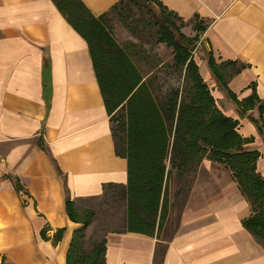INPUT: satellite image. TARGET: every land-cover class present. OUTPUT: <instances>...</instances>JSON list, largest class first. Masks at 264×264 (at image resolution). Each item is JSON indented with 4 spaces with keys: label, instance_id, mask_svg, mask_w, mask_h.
Masks as SVG:
<instances>
[{
    "label": "crops",
    "instance_id": "crops-1",
    "mask_svg": "<svg viewBox=\"0 0 264 264\" xmlns=\"http://www.w3.org/2000/svg\"><path fill=\"white\" fill-rule=\"evenodd\" d=\"M82 1L100 16L121 0ZM159 1L183 21L206 25L199 41L216 63L245 65L226 87L218 85V97L210 89L218 107L239 120L242 137L264 144V0ZM199 71L207 84L215 80L204 58ZM253 93L259 102L241 117L236 102ZM203 160L226 168L209 157L201 168ZM217 171L208 172L219 184L214 193L195 178L172 229L169 195L159 238L107 233L104 263L155 264L159 253L161 264H264V246L243 225L250 203L231 172ZM127 179L87 41L52 0H0V264H67L82 225L67 215V197L102 196L107 185L124 187Z\"/></svg>",
    "mask_w": 264,
    "mask_h": 264
},
{
    "label": "trees",
    "instance_id": "trees-1",
    "mask_svg": "<svg viewBox=\"0 0 264 264\" xmlns=\"http://www.w3.org/2000/svg\"><path fill=\"white\" fill-rule=\"evenodd\" d=\"M52 1L88 43L98 86L112 122L118 121L117 116L123 118L120 123L123 137L117 139L115 131L114 136L117 152L127 159V183L124 187L107 185L102 196L111 190H119L118 194L125 204L124 229L159 238L169 218L172 176L175 173L184 176L194 164L198 165L202 158L209 157L231 172L250 203L251 213L243 220V225L264 246V177L257 166L261 153L257 149L244 148L253 138L242 137L239 120L226 115L218 107L217 99L200 74L194 54L174 39V36L189 37L182 34L179 28L177 31L176 27H166V23L171 22L170 16L183 20L163 7L159 0L158 5L151 3L162 14L160 26L169 29V45L178 49L175 55L178 63L189 59L185 70L182 69L184 85H172L167 94L159 99L150 85L151 79H145L131 52L113 36L109 20L113 12H123L129 7L150 11V0H121L100 16L94 15L82 0ZM205 26L203 24L198 30L193 28L201 33ZM203 52H206L204 60L214 79L224 87L234 74L245 67L234 61L216 63L211 52L205 49ZM258 102L255 93L237 101L238 114L246 116L247 111ZM258 109L261 116L264 102ZM258 128L264 134V124ZM58 171L62 175L60 169ZM99 197L78 200L67 197V215L73 222H80L79 201ZM88 219L74 230L67 264H105V237L89 254L81 249L80 241L85 237ZM63 232L64 228L57 230L53 238L55 244ZM161 261V255L156 254L155 264H161Z\"/></svg>",
    "mask_w": 264,
    "mask_h": 264
},
{
    "label": "rangeland",
    "instance_id": "rangeland-1",
    "mask_svg": "<svg viewBox=\"0 0 264 264\" xmlns=\"http://www.w3.org/2000/svg\"><path fill=\"white\" fill-rule=\"evenodd\" d=\"M151 3L157 4L158 2L157 0H150L148 4V7L151 8L150 11H147V9L139 11L136 8L131 9L130 7L123 12L115 11L109 15V20L111 23V32L117 42L131 52L134 63L141 70L146 80L151 79L150 85L156 96L162 99L172 85H184V71L182 69L185 70V67L189 63V59L184 63H178L175 58L178 49L175 46L169 45L167 31L176 27L177 31L179 28L182 34L189 37L185 39V37L180 38L174 36V39L179 40L181 45L184 44L188 51L194 54L197 63L200 65L206 52H203L204 48L199 41L201 34L197 33L193 27H196L198 30L203 25V22L198 19L181 21L178 18L170 16L169 19L171 22L166 23V27L169 28L167 30L160 26L163 22L161 12L158 8H153V4ZM206 81L212 89L213 94L218 97L217 89L220 84L211 78H206ZM218 102L224 110H227L224 100L219 99ZM229 102L231 103V101ZM116 119L118 121H114L113 126L115 135L119 139L123 137V129L120 126L123 118L117 116ZM244 148L246 150H252L254 148L260 150L262 157L258 160V168L264 173V144L262 141L258 139L255 143L249 144ZM207 163L205 164L206 167L203 166V168L199 164H194V167L184 176H180L177 173L172 176L170 184V194L172 197L170 198L173 201H171L173 211L171 210V216L167 223L169 229L176 226L178 213L186 202L188 191L193 185L195 178H198L202 184V188L210 193L216 191L219 184L215 176H208V172L217 174L220 172L217 170H228L227 168H223L224 166L212 164L213 162L209 165ZM214 166L218 169H215ZM118 193L119 190H111L106 196L79 201L80 223L83 224V220L89 217V224L85 229V237L80 241L81 249L85 254H89L107 233L124 230L125 204ZM90 211L93 213H89ZM164 236H166V232Z\"/></svg>",
    "mask_w": 264,
    "mask_h": 264
}]
</instances>
